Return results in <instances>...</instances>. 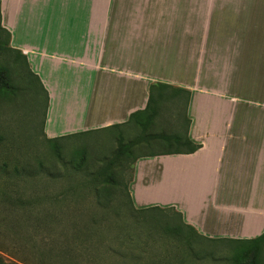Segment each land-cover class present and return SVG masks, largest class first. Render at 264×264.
Listing matches in <instances>:
<instances>
[{
	"label": "crops",
	"instance_id": "1",
	"mask_svg": "<svg viewBox=\"0 0 264 264\" xmlns=\"http://www.w3.org/2000/svg\"><path fill=\"white\" fill-rule=\"evenodd\" d=\"M47 94L49 139L130 124L151 87L186 98L192 154L139 157L136 209L207 240L264 235V0H0Z\"/></svg>",
	"mask_w": 264,
	"mask_h": 264
},
{
	"label": "rangeland",
	"instance_id": "2",
	"mask_svg": "<svg viewBox=\"0 0 264 264\" xmlns=\"http://www.w3.org/2000/svg\"><path fill=\"white\" fill-rule=\"evenodd\" d=\"M186 107L184 95L164 90L156 116L145 129L132 122L51 142L45 133L46 91L26 57L11 48L9 33L0 28V169L7 172L0 180V203L7 187V194L27 201L51 194L54 201L31 214L60 213L70 233L90 228L88 244L103 248L99 264H264V243L258 244L255 261L247 250L253 243L207 240L174 210L141 211L132 202L135 161L167 151L165 141L154 135L186 133ZM133 142L137 144L132 151L120 155L121 146ZM6 208L0 205V215H11ZM92 216L100 218L97 225ZM2 234L0 229V255L7 263H18L11 240Z\"/></svg>",
	"mask_w": 264,
	"mask_h": 264
},
{
	"label": "trees",
	"instance_id": "3",
	"mask_svg": "<svg viewBox=\"0 0 264 264\" xmlns=\"http://www.w3.org/2000/svg\"><path fill=\"white\" fill-rule=\"evenodd\" d=\"M0 28L4 30L1 25V15ZM32 75L36 77L33 73ZM164 87L166 86L161 84L151 87L150 101L147 109L134 114L130 123L134 122L145 129L153 122L157 112V105L160 99L163 97ZM153 139H161L162 141L164 140L165 145L168 146L166 148L167 151L164 153L144 155L142 157H154L158 155L172 154H192L198 151L200 148L199 145H196L189 138L188 133L174 134L171 136L154 135ZM54 140L57 139L50 141L52 142ZM135 144H137V142H133L128 145H122L119 151L120 155L125 156V154H129ZM1 168L0 180H2L5 175H7V172L3 169V167ZM1 185L5 186L4 183H1ZM6 190H8V187ZM6 190L4 191V198L2 199L0 205L10 207L6 208V210L11 211V215L6 214L4 216V213H1L0 229L2 230L3 237L6 236L8 240H11L13 246H11L10 249L14 251V255L17 257L15 259H17L18 263L14 261L7 263L0 255V264H19V262L24 264H99L100 260H102L103 248L96 243L88 244L87 236H90L88 234L90 228L84 226L85 230H87L86 232H82L76 228L75 232H71V235V228L63 227L65 220L67 219L64 217V215L60 213L56 214L54 211H44L39 214H31V211L35 210L39 206H49L50 203L54 201V197H52L51 194L43 195L37 199L27 201L23 200L21 192L17 191L21 196L13 197L7 194ZM149 209L160 208L155 207ZM138 210L143 211L148 209ZM99 219L100 218L97 216H92L90 218L94 225L99 223ZM62 227L63 229H61ZM4 229H6V231ZM248 243L254 244V246L248 247L247 250L252 251L253 259L256 261L258 254L260 253L258 244L264 243V235L253 242ZM245 254L241 256H244ZM239 256H237V258H239Z\"/></svg>",
	"mask_w": 264,
	"mask_h": 264
}]
</instances>
